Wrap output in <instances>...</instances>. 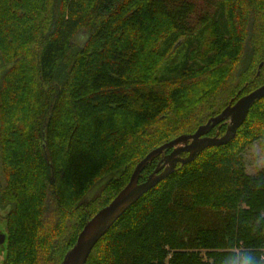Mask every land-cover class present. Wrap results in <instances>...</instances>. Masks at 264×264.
Wrapping results in <instances>:
<instances>
[{"label": "trees", "instance_id": "1", "mask_svg": "<svg viewBox=\"0 0 264 264\" xmlns=\"http://www.w3.org/2000/svg\"><path fill=\"white\" fill-rule=\"evenodd\" d=\"M195 13L193 0H0L2 264H61L150 151L264 84V0ZM256 142L264 150V98L231 142L147 192L85 264H264V171L242 164Z\"/></svg>", "mask_w": 264, "mask_h": 264}, {"label": "water", "instance_id": "2", "mask_svg": "<svg viewBox=\"0 0 264 264\" xmlns=\"http://www.w3.org/2000/svg\"><path fill=\"white\" fill-rule=\"evenodd\" d=\"M259 64L258 69L263 66ZM264 98V84L251 93L230 102L217 116L210 118L193 134L178 138L150 151L134 168L127 184L113 200L98 210L83 226L75 244L65 253L61 264H85L92 249L113 225L147 192L156 187L176 170L177 165L193 162L203 151L231 142L237 130L244 124L251 106ZM220 124H226L223 136L209 137L207 134ZM171 150L165 154L166 150ZM186 154L185 157H182ZM160 158L155 169L139 183L140 174L155 159ZM5 235L0 233V246L5 243ZM3 254L0 253V264Z\"/></svg>", "mask_w": 264, "mask_h": 264}, {"label": "rangeland", "instance_id": "3", "mask_svg": "<svg viewBox=\"0 0 264 264\" xmlns=\"http://www.w3.org/2000/svg\"><path fill=\"white\" fill-rule=\"evenodd\" d=\"M193 2L196 5V13L193 17L197 18L198 14H202L203 10L205 9V4H207V0H193ZM209 12L212 11L210 10ZM84 40H85V36L81 35L76 40V42L78 44H82ZM177 56H179V54L174 55V58L176 60H177ZM161 64H163L162 69H164L165 67L172 68L171 65L169 66V62L168 64H166V62L163 61ZM262 71H264V68L262 69ZM242 164L244 166V172L251 176L257 175L259 172L264 171V150L262 148L261 143L256 142L254 144H251L245 149V151L242 153ZM0 183L1 185H3L4 183V178L1 170H0ZM96 191L97 190L95 189L92 193L94 194Z\"/></svg>", "mask_w": 264, "mask_h": 264}, {"label": "clouds", "instance_id": "4", "mask_svg": "<svg viewBox=\"0 0 264 264\" xmlns=\"http://www.w3.org/2000/svg\"><path fill=\"white\" fill-rule=\"evenodd\" d=\"M233 264H236V262H233ZM241 264H256L254 257L250 255H245L241 261Z\"/></svg>", "mask_w": 264, "mask_h": 264}]
</instances>
